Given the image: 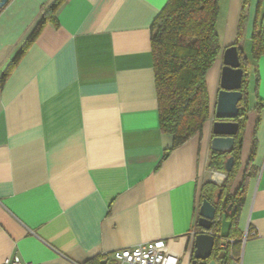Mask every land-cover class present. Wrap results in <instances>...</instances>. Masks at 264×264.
I'll return each mask as SVG.
<instances>
[{
  "label": "crops",
  "instance_id": "0c3cea01",
  "mask_svg": "<svg viewBox=\"0 0 264 264\" xmlns=\"http://www.w3.org/2000/svg\"><path fill=\"white\" fill-rule=\"evenodd\" d=\"M52 1L0 9V263L114 264L112 251L164 239L177 264H191L201 196L215 184L206 173L221 52L237 43L253 88L228 192L244 181L245 200L228 258L198 263L264 264V52L251 51L264 0H218L210 117L175 147L159 128L150 34L168 0H66L6 74ZM216 220L211 231L228 235L230 218ZM247 227L255 236L238 242Z\"/></svg>",
  "mask_w": 264,
  "mask_h": 264
},
{
  "label": "trees",
  "instance_id": "16d2710c",
  "mask_svg": "<svg viewBox=\"0 0 264 264\" xmlns=\"http://www.w3.org/2000/svg\"><path fill=\"white\" fill-rule=\"evenodd\" d=\"M65 1L53 0L51 2L36 22L20 52L9 64L6 74L19 60L23 51L35 40L47 22L57 24L56 13ZM217 15L218 0H168L150 27L159 128L162 132L173 137L174 147L193 134L201 132L210 117L206 75L221 50L216 31ZM251 42L252 56L257 59L264 52V30L262 25L257 22L253 26ZM235 45L239 51L243 70L241 88L243 98L239 102L240 110L235 118V121L239 123V129L235 136L234 149L231 152L234 157V164L231 172L226 174V178L221 184L212 185L208 182L209 192L201 196V199L206 198L214 203L218 190H221L219 200L216 203L217 215L215 218L225 213L230 218L231 227L226 236L222 237L215 233L212 256H221L224 260L228 258V249L235 244L234 235L238 234L237 219L246 193L244 181L233 194L228 192L230 183L239 167V153L248 111L247 78L249 68L240 47L237 43ZM256 107L259 110L260 99L257 96ZM255 148L256 141L254 139L253 148L247 161L248 166L252 165ZM223 161L222 155L211 151L207 166L218 171H224ZM229 203L236 206L235 211H226ZM219 222V220H215L211 230L215 227L218 230ZM222 239H232L234 244L227 243L226 247H221ZM238 240L241 242L242 237Z\"/></svg>",
  "mask_w": 264,
  "mask_h": 264
},
{
  "label": "water",
  "instance_id": "95a60500",
  "mask_svg": "<svg viewBox=\"0 0 264 264\" xmlns=\"http://www.w3.org/2000/svg\"><path fill=\"white\" fill-rule=\"evenodd\" d=\"M10 0H0V9ZM221 70L219 76L218 90L213 110V121L211 124L210 150L223 156L224 172L230 173L234 164L231 154L235 145V136L239 129V123L235 118L239 114V102L243 98L242 79L243 70L239 51L235 44L225 47L221 52ZM221 190L216 195V201L210 202L203 198L198 207L197 225L200 230L193 235V259L191 264L209 259L212 255L215 234L211 232L216 220V203L219 200ZM236 206L229 203L226 211H235ZM220 217V216H218Z\"/></svg>",
  "mask_w": 264,
  "mask_h": 264
},
{
  "label": "built area",
  "instance_id": "2783aa9c",
  "mask_svg": "<svg viewBox=\"0 0 264 264\" xmlns=\"http://www.w3.org/2000/svg\"><path fill=\"white\" fill-rule=\"evenodd\" d=\"M226 178V173L211 169L209 171V179L215 184H221ZM254 229L246 228L242 237L244 242L248 235L255 236ZM194 235V233H193ZM232 239H222L220 246L226 247L227 243L232 244ZM108 258L114 264H177L178 256L167 247L164 239H154L148 242H143L134 247L121 248L112 251ZM0 264H23L17 254L5 257Z\"/></svg>",
  "mask_w": 264,
  "mask_h": 264
},
{
  "label": "rangeland",
  "instance_id": "374dc122",
  "mask_svg": "<svg viewBox=\"0 0 264 264\" xmlns=\"http://www.w3.org/2000/svg\"><path fill=\"white\" fill-rule=\"evenodd\" d=\"M218 31H219V29H218ZM247 80H248V91H251L252 90V78H251V73H249V76H248V78H247ZM252 99V98H251ZM247 100H248V103L250 102V103H252V101L250 100V96H249V93H248V96H247ZM213 114V113H212ZM211 169L208 167L207 168V173H206V175L209 177V171H210Z\"/></svg>",
  "mask_w": 264,
  "mask_h": 264
},
{
  "label": "flooded vegetation",
  "instance_id": "af4514ba",
  "mask_svg": "<svg viewBox=\"0 0 264 264\" xmlns=\"http://www.w3.org/2000/svg\"><path fill=\"white\" fill-rule=\"evenodd\" d=\"M217 195V194H216Z\"/></svg>",
  "mask_w": 264,
  "mask_h": 264
}]
</instances>
